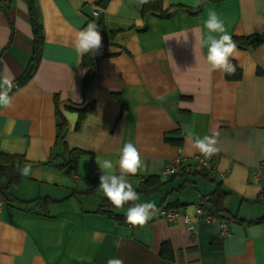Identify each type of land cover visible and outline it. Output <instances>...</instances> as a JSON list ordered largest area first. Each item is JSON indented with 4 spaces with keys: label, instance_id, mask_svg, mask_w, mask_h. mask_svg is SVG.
<instances>
[{
    "label": "crops",
    "instance_id": "crops-1",
    "mask_svg": "<svg viewBox=\"0 0 264 264\" xmlns=\"http://www.w3.org/2000/svg\"><path fill=\"white\" fill-rule=\"evenodd\" d=\"M160 3L170 17L143 14L136 0H35L44 31L41 57L31 79L9 93L13 106L0 108V152L22 155L33 174L11 187L18 201L0 195V264H107L112 258L124 264H264V176L251 179L253 168H264V43L243 48L234 40L264 33V0ZM208 10L224 21L237 46L230 60L239 78L209 70ZM100 20L112 35L102 37L97 53H85L87 63L72 40ZM33 40L27 1L0 0V59L14 81L30 65ZM90 62L96 75L84 85ZM57 110L67 121L65 145L56 140ZM183 125L201 138L219 133L207 176L193 161L201 153L186 140ZM129 141L143 165L127 176L136 203L155 202L159 209L143 226L97 211L105 197L97 191L96 160L112 161L118 175L119 152ZM65 147L79 152L71 173L59 166L68 157ZM177 157L189 161L165 174ZM49 176L56 179L49 182ZM150 177L159 187L143 190ZM218 183L225 192L220 206L239 218L224 219L231 223L228 236H221L218 223L196 216L198 200ZM87 202L91 207H83ZM206 206L215 211L210 200ZM165 207L191 209V223L166 220Z\"/></svg>",
    "mask_w": 264,
    "mask_h": 264
},
{
    "label": "clouds",
    "instance_id": "clouds-1",
    "mask_svg": "<svg viewBox=\"0 0 264 264\" xmlns=\"http://www.w3.org/2000/svg\"><path fill=\"white\" fill-rule=\"evenodd\" d=\"M151 0H136V7L140 8ZM93 15H96L95 13ZM204 26L208 34L204 43L208 48L206 60L210 65V71L220 70L226 74H233L236 70L235 65L231 62L230 57L234 56L236 44L230 34L227 33L224 21L219 18L214 10H208V18L204 21ZM219 33V37L213 35ZM72 45L80 55L85 53H97L102 47V35L98 25L94 21L87 23V26L78 30L72 40ZM0 108H11L13 98L9 95L14 87L15 75L11 72L7 63L0 59ZM182 131L186 140L192 142V146L205 157L210 158L219 151L217 147V137L219 133H213L211 136L205 135L202 138L195 133L189 125H183ZM101 175L99 176L98 193L109 201L116 208H121L129 201H137L139 196L133 185L127 179L128 175H136L142 170V158L139 150L132 142L123 145L119 152V174H115L116 165L110 160H96ZM17 169L21 176L27 177L32 175L31 165L25 164L22 167L17 164ZM49 182L56 177L49 176ZM159 209L155 202L135 203L127 209L126 222L133 226H143L152 219ZM191 214V209L189 210ZM117 248L121 247V241H115ZM107 264H124L122 259H109Z\"/></svg>",
    "mask_w": 264,
    "mask_h": 264
},
{
    "label": "trees",
    "instance_id": "trees-1",
    "mask_svg": "<svg viewBox=\"0 0 264 264\" xmlns=\"http://www.w3.org/2000/svg\"><path fill=\"white\" fill-rule=\"evenodd\" d=\"M28 7H29V16H30V22L33 27V32H34V40H33V53L31 57V62L27 70L24 72V74L16 81H14V87L13 89H16L17 87L23 85L26 83L31 77L34 75L35 70L37 68L38 62L41 57V51L44 43V31H43V25L41 21H39V14L38 10L35 4V0H26ZM213 2H220L223 0H209ZM161 0H151L150 3L143 5L142 13L145 14L146 12L152 11L156 16H160L162 18H167L171 16V12L168 10H163L162 9V3H160ZM202 10V7L197 8L194 13H198ZM99 27V30L101 31L102 37L105 36H111L112 34L106 30V27L104 23L100 20L99 23L97 24ZM234 40L243 48L246 47H257L261 44L264 43V33H256V34H251L248 36H235ZM84 60L88 63V60L86 59V54L84 55ZM235 65V72L233 74H227L228 78H239L240 73L238 75H235V73L240 72L238 69L236 63L234 61H231ZM96 67L94 62H90V70L87 74V76L84 79V85H87L92 79L95 78L96 75ZM12 89V90H13ZM91 110V107L84 108L80 112V117L79 121L77 124V128L79 127L81 121L85 118L86 114ZM57 144L62 143L65 138V133L67 129V121L66 119L58 112L57 110ZM64 144V142H63ZM65 145V144H64ZM67 148L65 147V151ZM68 157L65 159V161L59 165L61 168L65 169L66 172H74L77 168V158H78V151L77 150H67ZM20 164L22 167L25 165V158L20 155V154H11V153H2L0 152V195L2 196L3 199L7 201H18V199L13 195L11 192V187L14 185H17L21 182L22 177L20 175V172L17 169V164ZM200 173L203 175H208L206 171H201L199 170ZM150 180L152 182H150ZM146 185L143 186V190L146 191H153L157 187H159L160 182L158 181L157 177H150L147 179ZM137 192V191H136ZM90 194L91 192H87ZM224 190L221 187V183H218L217 187L215 190L209 194L210 196V202L212 203L215 212L222 218V219H227L230 220L232 223V220H239L238 217L232 216L230 214L228 208L225 206H220L219 202L224 194ZM50 200V198H39L37 201L42 203V201H47ZM136 201H129L124 204L123 207L121 208H116L113 205L109 203V201L106 198H101V204L99 209L97 210L98 212H103L108 214L109 216L126 222V214H120L117 213L118 209H128L131 207L133 204H135ZM178 206V205H176ZM165 209H170L165 207ZM127 223V222H126ZM166 249H169L167 244H164L161 249V253L163 255L165 254Z\"/></svg>",
    "mask_w": 264,
    "mask_h": 264
},
{
    "label": "built area",
    "instance_id": "built-area-1",
    "mask_svg": "<svg viewBox=\"0 0 264 264\" xmlns=\"http://www.w3.org/2000/svg\"><path fill=\"white\" fill-rule=\"evenodd\" d=\"M96 15L99 16V12L96 10L94 12ZM193 161L196 163V167L198 170L206 171L208 173H212L214 171V166L211 162L212 156L210 158L205 157L202 154H197L193 157ZM186 161H189L186 157H177L174 158L171 163L168 164L164 173L167 175L175 174L182 166V164ZM99 170L96 168L95 173L97 174ZM264 176V168L263 167H255L252 170V181L257 182L262 179ZM210 200L209 195L202 196L196 205V216L200 219L208 223H218L220 228L221 236H228L230 235V222L222 219L215 211L210 210L207 208V203ZM3 201L0 200V207ZM162 216L168 221H175L178 219H182L187 224H190L192 221L191 215L188 214L185 210L180 209H163ZM189 229H193L189 226Z\"/></svg>",
    "mask_w": 264,
    "mask_h": 264
},
{
    "label": "rangeland",
    "instance_id": "rangeland-1",
    "mask_svg": "<svg viewBox=\"0 0 264 264\" xmlns=\"http://www.w3.org/2000/svg\"><path fill=\"white\" fill-rule=\"evenodd\" d=\"M90 200H91V199H90ZM92 200H93V199H92ZM89 202H91V201H89ZM91 205H92V204H90V203L87 202V203L83 204V207L88 208V207H91Z\"/></svg>",
    "mask_w": 264,
    "mask_h": 264
}]
</instances>
